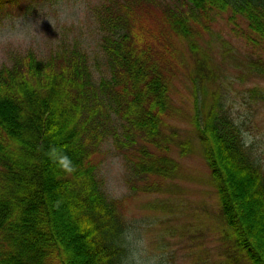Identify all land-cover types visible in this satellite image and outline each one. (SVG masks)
Instances as JSON below:
<instances>
[{"label":"trees","instance_id":"obj_1","mask_svg":"<svg viewBox=\"0 0 264 264\" xmlns=\"http://www.w3.org/2000/svg\"><path fill=\"white\" fill-rule=\"evenodd\" d=\"M22 1L29 9L47 0L0 7ZM88 9L100 34L95 64L75 39L46 58L10 52L0 65V264H126L131 227L94 162L108 141L134 150L127 173L145 179V192L162 190L181 176V157L199 153L218 194L223 264H264V161L234 114L235 71L214 29L224 18L250 50L241 74L264 76V0H102ZM248 89L264 98L260 85Z\"/></svg>","mask_w":264,"mask_h":264},{"label":"rangeland","instance_id":"obj_2","mask_svg":"<svg viewBox=\"0 0 264 264\" xmlns=\"http://www.w3.org/2000/svg\"><path fill=\"white\" fill-rule=\"evenodd\" d=\"M101 1L47 0L43 6L31 2L29 9L25 1L21 5L4 3L0 7V65L8 60L10 52L35 49L46 58L63 40L72 43L75 39L81 40L79 45L92 55L95 64L100 34L88 7ZM149 5L152 18L159 17L160 6ZM214 29L223 35L229 49L226 58L235 71L230 76L234 114L247 141L262 154L264 161V98L253 100L248 89L256 84L264 89V76L241 74L247 72V61L245 66L241 62L250 56V50L224 18ZM219 48L221 61V44ZM91 68L95 76L103 70L102 65ZM185 75L183 72L182 78ZM175 124L186 126L179 121ZM179 133L184 139L187 132L179 130ZM175 145L172 144L173 155L177 156L179 149ZM133 151L118 149L108 141L94 157L103 189L122 202L121 214L131 227L126 264H223L229 245L221 240L223 236L220 238L224 222L204 158L199 153L182 156L180 177L163 181L160 191L145 192V179L127 173L126 163Z\"/></svg>","mask_w":264,"mask_h":264}]
</instances>
